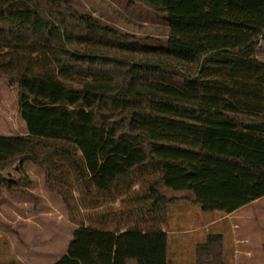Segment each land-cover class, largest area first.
<instances>
[{
    "label": "trees",
    "instance_id": "1",
    "mask_svg": "<svg viewBox=\"0 0 264 264\" xmlns=\"http://www.w3.org/2000/svg\"><path fill=\"white\" fill-rule=\"evenodd\" d=\"M130 1L262 33L185 60L67 0H0V78L17 89L26 129L0 135V187L13 186L3 171L29 162L67 210L80 212L76 191L87 212L54 264H170L163 225L177 199L163 191L225 215L264 197V0ZM221 249L208 234L196 264H224Z\"/></svg>",
    "mask_w": 264,
    "mask_h": 264
},
{
    "label": "rangeland",
    "instance_id": "2",
    "mask_svg": "<svg viewBox=\"0 0 264 264\" xmlns=\"http://www.w3.org/2000/svg\"><path fill=\"white\" fill-rule=\"evenodd\" d=\"M67 2L79 13L93 16L102 25L109 26L119 33L131 35L141 44L151 47L162 46L185 60H189L197 49L233 47L251 38L260 37L262 33L232 27L218 21L206 11L192 17L169 16L158 14L130 0H67ZM259 47L263 52L258 60L264 63V39L260 40ZM25 133V125L19 114L17 89L7 80L0 78V135L15 136ZM1 176L13 186L10 189L5 186L0 187V218L14 217L15 214L40 217L44 221L39 227L40 231H44L43 234L49 240L56 237L59 240L58 247L66 251L76 228L75 223L82 220L79 213H87L82 209L78 193L73 191L74 199L70 200L69 205L77 204L80 208L79 213L77 207L74 212L67 210L60 196L47 188L43 170L29 162L21 166L14 164L3 171ZM153 177V175H147L144 179L135 178L134 190L127 193L125 197L134 198L142 195L143 189L146 188V181L152 180ZM123 187L122 184L120 188ZM163 192L168 198L177 199L174 206L168 207L167 224L163 225V228L168 230L167 239L182 240L184 238L190 242L194 237L192 233L195 232L184 231L198 228L194 220L186 222L188 212L185 209H190V204L184 199L190 197V194ZM91 201L93 199L90 196L87 202L91 203ZM143 203V201H137L131 205ZM118 206L119 200L112 207L116 209ZM169 215L175 216L176 223H168Z\"/></svg>",
    "mask_w": 264,
    "mask_h": 264
},
{
    "label": "crops",
    "instance_id": "3",
    "mask_svg": "<svg viewBox=\"0 0 264 264\" xmlns=\"http://www.w3.org/2000/svg\"><path fill=\"white\" fill-rule=\"evenodd\" d=\"M185 210L188 212L186 222L194 220L198 228L184 231L195 232L190 242L184 238L167 239L170 264H196V247L208 234L221 237L224 264H264V197L227 215L204 213L193 205ZM43 222L40 217L16 214L0 218V264L56 263L65 254V249L58 247L56 237L49 240L44 231H40ZM168 223H176L174 215H169ZM163 231L168 234L166 228Z\"/></svg>",
    "mask_w": 264,
    "mask_h": 264
}]
</instances>
